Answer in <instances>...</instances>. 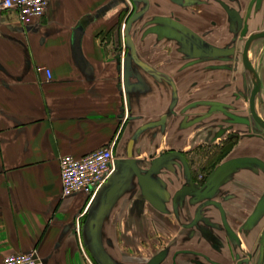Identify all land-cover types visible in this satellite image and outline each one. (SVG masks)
<instances>
[{"label": "crops", "instance_id": "0c3cea01", "mask_svg": "<svg viewBox=\"0 0 264 264\" xmlns=\"http://www.w3.org/2000/svg\"><path fill=\"white\" fill-rule=\"evenodd\" d=\"M157 1L143 42L139 23L150 0H52L29 27L16 10L0 7V264L15 252H35L38 264H99L81 230L93 201L83 192L63 195L60 157L112 143L116 158L138 161V174L127 177L102 220L101 264H257L264 132L239 118L225 126L217 108H206L240 87L228 53L221 97L215 96L218 74L207 82L208 57L194 52L200 46L231 51L237 41L229 43L227 32L240 34L239 44L263 31L264 0H223L241 14L243 28L214 0ZM219 12L220 27L214 24ZM125 24L136 48L126 90ZM80 26L81 59L75 50ZM219 29L221 43L204 37ZM256 44L262 48L264 39ZM250 60L264 77V53L252 50ZM164 115L165 124L141 130ZM209 152L212 170L198 183L192 167L204 164ZM185 185L193 192L179 193ZM129 235L168 238V244L118 248Z\"/></svg>", "mask_w": 264, "mask_h": 264}, {"label": "built area", "instance_id": "2783aa9c", "mask_svg": "<svg viewBox=\"0 0 264 264\" xmlns=\"http://www.w3.org/2000/svg\"><path fill=\"white\" fill-rule=\"evenodd\" d=\"M52 0H0L2 9L17 11L24 27L32 25L43 16ZM42 69V68H40ZM48 77L50 70L44 68ZM112 143L81 157L63 155L60 157L62 192L64 196L83 192L94 199L100 189L107 183L115 171L116 155ZM35 252H15L6 255L2 264H38Z\"/></svg>", "mask_w": 264, "mask_h": 264}, {"label": "flooded vegetation", "instance_id": "af4514ba", "mask_svg": "<svg viewBox=\"0 0 264 264\" xmlns=\"http://www.w3.org/2000/svg\"><path fill=\"white\" fill-rule=\"evenodd\" d=\"M214 2L218 5H222L224 6V4H226L223 0H214ZM227 5V4H226ZM158 6V1L157 0H150V4L148 5V9H144V12L143 10L140 11L143 12L144 14V17L143 19L140 21L139 23V31H138V36L140 38V41L143 42L145 41V39L147 37L150 36V34H147V35H143L144 34V31L147 29L146 27V24L148 23V21H150L155 15H156V12H155V8H157ZM230 9L236 11L241 19V21H238L237 19H233L238 26H242L244 24V21H243V17L241 16V14L235 10L234 8H231L229 5H227ZM225 7V6H224ZM226 9V7H225ZM227 10V9H226ZM133 11V8H131L130 10V14L132 13ZM228 11V10H227ZM229 13V12H228ZM218 17V23L217 21H215V26H221V15H220V12L217 14ZM243 28V26H242ZM124 29H126V24L124 25ZM261 32H264L261 31ZM259 32V33H261ZM162 33V32H161ZM259 33H252L248 36H243L244 38L239 40V44H238V39L242 38V36L240 37V34H236V32L234 33H228L227 32V38L229 39V43H231L232 41H237L236 42V46H233V47H230L229 50L231 49V55L232 56V60L229 62V63H233V67H232V73L234 74V79H235V82H236V85L240 87V90H236V92H240L241 91H245L246 92H249V101H248V108L250 110V113H251V117H252V121L254 123L257 124L258 128L261 129L263 132H264V127L260 124L259 121H257L252 112H251V109H250V97H251V94L252 92L256 89L257 87V93H256V96L258 93H260L261 91V88L263 86V79L264 77H261L260 74L257 72L256 68L254 67L253 63H252V60H250V51L253 50V53H255V56L258 55V53H264L263 52V49H264V45L262 46V48H259L257 47L258 45L256 44L257 41H260L262 39H264V35H259ZM156 40L159 39V35H154ZM239 36V37H238ZM204 37L206 38H209L210 40L216 42V43H221L222 41V35H221V30L219 29V31H209L207 30L206 34L204 35ZM238 44V45H237ZM257 47V48H256ZM210 49V47H209ZM255 51V52H254ZM228 53H223L222 52V49L218 48V46H215L214 48H211L210 51H204L202 52L201 56L202 57H217L218 59L215 61V66H216V69H217V74H218V77H217V83H216V89L218 90L217 94L215 96H218V97H221V89H222V78H221V75H222V72H223V69H222V66L223 64H226L222 61V57H227ZM221 59V60H220ZM243 67V70L240 71L239 68H242ZM237 68V69H236ZM247 70V72H246ZM200 72V71H199ZM255 75V78H256V82L254 83V85L252 84L253 81H252V77ZM249 78L251 79V83H249ZM253 85V86H252ZM217 97V98H218ZM215 100V99H214ZM218 100L219 102L217 103V105L220 107L221 106V99L218 98L216 99ZM212 103V102H211ZM255 107H256V111H257V103H256V98H255ZM214 107H211L209 109H212ZM216 108V107H215ZM258 113V111H257ZM259 115V113H258ZM260 117V115H259ZM260 120L262 122H264V119L262 120V118L260 117ZM251 125V124H250ZM253 126V125H252ZM233 136H235V133H231ZM225 146V144L223 143V147ZM209 154H207V157H206V162L204 164H201L199 165L198 167H192V173H193V177H194V180H198V177H199V181L198 183H204L207 179V177L209 176L210 172L212 169H209L207 164L211 161V159L213 160V152H209ZM212 155V156H211ZM199 173H198V172ZM139 191V193L141 194L140 192V188L138 187L137 189ZM193 188L192 186L190 185H185L184 187H182L180 190H179V193H192L193 192ZM198 213L196 214V217H198ZM264 231V230H263ZM172 244L175 243V241H172L171 242ZM260 249H261V245H260Z\"/></svg>", "mask_w": 264, "mask_h": 264}, {"label": "water", "instance_id": "95a60500", "mask_svg": "<svg viewBox=\"0 0 264 264\" xmlns=\"http://www.w3.org/2000/svg\"><path fill=\"white\" fill-rule=\"evenodd\" d=\"M226 9L228 10L230 16L233 19H237L238 21H241L238 13L232 9H230L226 4H224ZM136 16V15H135ZM134 16V17H135ZM82 26L79 27L76 35V43H75V50L79 58L81 59V52L79 47V41H80V32L82 30ZM125 37L127 39V45L130 49V53L128 58L125 60L126 64L124 65V90L128 89L130 86L128 83H130V77H131V61L132 58H136V48L135 45L130 38L129 35V25L126 28ZM259 35H264V32L259 33ZM204 49H196V53L201 55ZM205 51V50H204ZM209 52V51H208ZM223 53H229L231 54V51H225L222 50ZM139 62V61H138ZM140 65L143 66L145 70L151 71L152 68L146 63L139 62ZM257 87L252 92L250 97V109L254 116V118L260 122V124L264 127V122L260 120V117L256 111L255 107V98L257 93ZM166 115L162 116L158 121L147 123L145 124L141 130H145L151 126L156 125H163L166 123ZM133 140L130 142V146H132ZM137 160L136 159H116L115 160V171L110 177V179L107 181V183L100 189V191L97 193V195L94 197L93 206L89 213L88 220L83 223L81 226L82 233L84 236V244L88 249L92 250V255L94 256L97 263L101 264L100 258H102V246H101V240H100V230L102 225V220L107 213V210L109 209L110 205L112 204L113 200L120 194L121 188L124 182H126L128 179L127 177L131 176L132 174H138L137 168ZM133 169V170H132ZM132 170V171H131ZM260 253H259V260L257 264H262L264 261V231L262 232L261 239H260ZM35 257H38L35 255Z\"/></svg>", "mask_w": 264, "mask_h": 264}, {"label": "rangeland", "instance_id": "374dc122", "mask_svg": "<svg viewBox=\"0 0 264 264\" xmlns=\"http://www.w3.org/2000/svg\"><path fill=\"white\" fill-rule=\"evenodd\" d=\"M199 48L204 49L205 51H210V49H208L209 47L200 46ZM194 53H196V52H194ZM227 57H229V56H227ZM227 57L224 56V57L221 58L224 63L226 62L225 59H227ZM212 58H215V56L204 58V60L206 61L204 63L205 67H206L205 68L206 69V73H208L207 79H206L207 82H209L210 80L215 78V76L217 74V69H216V66H215V63H216L215 61L216 60L212 59ZM230 60H232V59H230ZM231 65H233V63ZM239 70L242 71L243 67L239 68ZM228 81L229 80H225L224 84H227ZM262 81H263V86L261 88L260 93H258L257 96H256V103H257V111H258L260 117L263 120L264 119V79ZM234 83L236 85L235 79H234ZM249 83H251V79L250 78H249ZM252 84L254 85V82ZM225 87H227V86H225ZM224 95H225L224 96L225 98H222V100H221L222 104L220 106V107H222V109H220V107L218 105L216 106L217 110H219V113H217V114H220L222 116V118H223V121L225 122V123H223V125L231 126L229 123L233 122V124H235L237 122V121L235 122V120L239 118L238 123L246 121L249 124L253 125L254 127H258L257 124L254 123L251 120L252 117H251L250 110L248 108L249 92H246V93H242V91H241V93L240 92H235L232 95V98H230V99L227 98L226 94H224ZM210 107H211V105L208 102L206 108H210ZM219 119H220V117H219ZM220 120H222V119H220ZM231 128L232 129H236L235 126L234 127H226V129H231ZM141 175L143 177L142 182L145 184L146 179H148L147 178L148 175L144 174V173H142ZM147 181H149V180H147ZM147 194L149 195L148 192H147ZM112 225H113V227L116 226V228L118 229L117 230L118 232L120 231L119 229H124V233H125V231L127 229L126 227H124V225L119 223V221H114V223ZM117 234H119V233H116V235ZM129 238H130L129 239L130 243L129 242H125L124 243L122 240H120V238L117 239V240H120V243L117 242L118 244H116L117 247L118 248L120 247L121 249H128V248H125L126 247L125 245L129 244V245H132V248H129V249H139V248H141V249H163L168 244V238L167 239H161V238H157L155 236L148 237V236H145V235H144V237H141V236L137 237L135 235H132V236L129 235Z\"/></svg>", "mask_w": 264, "mask_h": 264}]
</instances>
